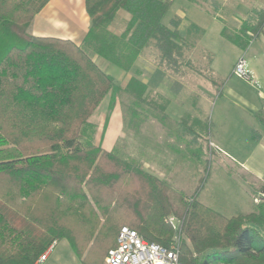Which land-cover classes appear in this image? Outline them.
Segmentation results:
<instances>
[{
    "label": "trees",
    "instance_id": "1",
    "mask_svg": "<svg viewBox=\"0 0 264 264\" xmlns=\"http://www.w3.org/2000/svg\"><path fill=\"white\" fill-rule=\"evenodd\" d=\"M172 1L85 0L91 27L79 46L28 33L50 0H0V264H39L60 239L84 264L91 243H99L100 264L123 227L164 248L177 244L184 264H264V205L228 218L193 196L188 202L182 197L184 210H175L163 180L85 140L94 129L90 118L108 95L110 111L122 95L131 96L124 113L134 116L135 130L140 110L152 116L169 104L153 90L198 73L193 53L205 30L194 23L182 30L180 17L166 24ZM189 1L210 7L224 23L223 37L242 49L264 38V11L230 29L219 0ZM120 11L130 20L117 35L111 28ZM146 50L157 63L150 82L135 76L126 88L94 59L130 72ZM212 61L202 77L222 88L206 74L213 72ZM169 85L174 92L182 87L178 80Z\"/></svg>",
    "mask_w": 264,
    "mask_h": 264
},
{
    "label": "rangeland",
    "instance_id": "2",
    "mask_svg": "<svg viewBox=\"0 0 264 264\" xmlns=\"http://www.w3.org/2000/svg\"><path fill=\"white\" fill-rule=\"evenodd\" d=\"M220 1L223 2V0ZM233 2L234 0H227V8L231 10L230 13L232 12ZM182 7L184 6L180 2L175 5L178 11L180 9L185 10L186 17L191 22L206 30L202 45L205 48L208 47L213 54L211 65L213 72H206V74L208 76L211 74L212 80L215 82L224 83L222 88H217L213 81L202 77L205 76L201 71L206 65L208 56L203 53L204 50L201 49L202 46L199 44L193 53L199 71L198 73L190 72L187 74L192 77V82L187 83V85L193 93V95L189 94L187 96V103L193 108L207 110V113L203 116L194 117L195 124L197 119L201 120V122L198 121L197 128L193 130L199 133L202 139L197 142L195 140L191 141V144L184 148H177L178 155L166 149V157L153 156L152 150H148V148L152 149L154 144L145 141L144 136L139 137L133 131L132 126L130 127V124L132 125L130 121L134 119V116L127 109L125 114L127 121L125 136L117 140L115 149L112 152L129 162L137 161V163L143 165L142 161H147L150 168V172H147L167 184L169 200L175 210H184L182 197L188 202L193 196H197L205 205L222 215L230 217L239 214L238 207L246 210L248 207L254 206L249 190L245 186L244 174L234 161L235 158L241 160L248 156L250 152L252 153L251 146L246 142L241 143V146L229 147L227 144L228 139L234 134L240 137L249 135V133L252 134L253 122L243 112L246 106L242 99H248L262 110L264 109V45L262 39L253 40L247 49H242L230 43L223 36L218 35V31L223 29V23L211 17L210 12L212 10H210V7L206 5L208 10L201 3L194 4L192 7L186 6L185 9ZM230 13L227 14L225 8L219 12L222 19L226 21V24L229 22V28L232 29V27L239 26L240 21L238 22L229 17ZM118 19L120 20L121 17ZM119 20L111 28L115 33H121ZM218 39H221L222 42L218 43ZM239 56L244 57L247 61V66L253 71L252 75L258 81V85L234 75V62ZM147 61L151 62V58L148 56ZM149 68L150 71L151 67ZM134 70L133 68L132 72L130 71L132 73L130 75L134 74ZM170 81L174 82L175 80ZM201 88H206L207 91L201 90ZM219 92L221 94H218ZM260 93L263 96L262 98L259 97ZM181 97L184 98L185 96L182 95ZM164 99L168 100L166 97ZM119 101L123 109L127 106L130 107L133 103V99L128 94L122 95ZM164 103H167V101L159 102L161 105ZM154 107L158 108V103ZM106 109L107 104H104L103 108L95 114L91 120L94 129L87 130L85 135V140L92 139L91 141L95 145L103 143L105 123L110 114L109 111L106 112ZM217 135H220V138ZM194 136L196 135L194 134ZM148 152L151 154H148ZM158 153H160L159 150ZM190 153H193V155L190 156ZM260 187L258 186V189ZM261 194L264 195V193ZM255 201L258 202V205H264L262 200L256 199ZM174 224L176 227L179 226L177 220L174 221ZM92 244L93 242L86 253L88 258L85 259L89 264H96L101 257L103 248L99 243H96L95 246ZM48 251V261L46 259L39 264H84V259L79 258L65 239L57 240ZM105 260L104 257L100 264H104Z\"/></svg>",
    "mask_w": 264,
    "mask_h": 264
},
{
    "label": "crops",
    "instance_id": "3",
    "mask_svg": "<svg viewBox=\"0 0 264 264\" xmlns=\"http://www.w3.org/2000/svg\"><path fill=\"white\" fill-rule=\"evenodd\" d=\"M172 2L173 4L166 15L164 22L168 24L172 18L180 17L184 20L182 30H186L188 24L194 22H191V20L186 17L185 10L180 9L178 11L175 8V5L176 3L180 2L182 6H184L182 8L185 9L186 6L192 7L194 6V4H192L189 0H173ZM220 2L222 5L221 9L225 8L226 13L229 14V11L231 10L227 8V0H223V2ZM232 4V12L230 13L229 17L234 20H237L238 22L240 21L239 26L232 27L233 29H240L243 22L248 20L255 12L264 11V0H234ZM119 17H121L120 20L118 19L120 22L119 28H121V33L114 32L117 35L123 33L125 23L130 20V15L124 11H120L118 13V18ZM211 17L213 19H216L213 16ZM224 22L226 23V21ZM228 24L229 22L227 23V25ZM198 26L201 27L200 25ZM90 27L91 20L86 8L85 0H50V2L35 17L28 29V33L36 37H52L63 40H70L80 46L84 43V40L89 32ZM222 31L223 29L218 31V35H220V37L223 36ZM204 36L199 41L198 46L199 44L200 46H202L201 49L204 50L203 53L208 56V58H206L208 62L209 58L212 57L213 54L209 51L208 47H203L202 41ZM262 41L264 45V38H262ZM220 42H222L221 39H218V43ZM209 54H211V56H209ZM147 56L151 58V62L147 61ZM240 58L242 57L239 56L235 60L234 66ZM94 59L100 66V68L108 75H110L114 79L115 83L121 88H126L130 80L135 76H138L137 78L144 84H148L150 82L152 73L157 67V63L154 57L150 55L149 50H146L136 61L134 65L135 70L133 75H130L132 74V71L125 72L119 67L104 59H101L99 57H94ZM149 67H151L150 71ZM248 70L251 72V74L253 73L251 69L248 68ZM137 73L139 75H137ZM171 79L175 80V82L178 80V82L182 84V87L179 89L178 92H174L171 90V87L169 86V83L171 82L170 80H166V82L161 84L157 89L153 90L152 92V96H161L168 98V106L162 110L160 109L159 111H153L152 116L150 114L148 116V113L146 114L145 110H140L139 116L141 118L136 121L137 128L135 130L132 129L136 132L139 137L142 135L145 137V141L154 144L152 145V149L147 147L148 150H152L151 153L153 154V156L160 155V157L162 158L163 156H167L165 154L166 149H169L171 152L178 155V152L176 151L177 148H184L188 146V144H191V141L195 140L197 142L201 140L202 137L200 136V134L196 133L193 130L197 128L198 121L201 122V120L197 119L195 121V124L194 117L199 115L203 116L205 113H207V110L204 111L202 109L193 108L187 103V96H189V94L193 95L191 88L187 85V83L192 82L191 75H185L182 78L172 77ZM201 90L207 91L206 88H201ZM218 94L221 93L219 92ZM182 95H184L185 97H181ZM259 97H263L261 93L259 94ZM110 100V95H108L89 120V122L91 123V120L95 116V114L101 108H103L104 104H107L106 112L109 111L110 114L106 119L104 128V139H102L103 143L101 144V146L104 150L108 152H112L115 149L117 140L125 136V127L127 124L124 109L119 99L115 107L111 111L109 108ZM242 100L244 101V104L246 106V109H244L243 112L248 115L253 122L252 126L254 127L251 128V125L249 126L251 130L253 129L252 134L249 133V135H246L244 137H240L234 134L228 139L227 145L229 147L241 146V143L246 142L249 143L251 146L252 153L250 152L248 156H245L241 160L237 158L233 160L238 164L241 172H243L244 174L245 186L249 190V194L252 197L254 206L248 207V209L246 210L245 208L238 207L237 211L239 214L230 216L228 218L254 213L258 206V202L255 201L256 199L262 200V202L264 203V197H261L264 196L261 194L263 193L261 187L264 186V109L262 110L259 106L253 104L248 99ZM206 119L208 120L207 117ZM194 134L196 136H194ZM217 137L220 138V135H217ZM158 150L160 153H158ZM151 153L148 152V154ZM192 155L193 153H190V156ZM142 162L144 163L142 165L143 168L146 171L150 172L148 162ZM258 186L261 187L258 189ZM259 230L264 234V229ZM48 259L49 256L47 257L46 261H48Z\"/></svg>",
    "mask_w": 264,
    "mask_h": 264
},
{
    "label": "built area",
    "instance_id": "4",
    "mask_svg": "<svg viewBox=\"0 0 264 264\" xmlns=\"http://www.w3.org/2000/svg\"><path fill=\"white\" fill-rule=\"evenodd\" d=\"M234 75L248 80L254 85L258 81L251 74L247 67L245 58H240L234 66ZM174 223L175 219H170ZM46 252L38 263H43L48 257ZM104 264H184L180 258V251L177 244L170 248H164L156 243L144 239L136 230L123 227L117 237L115 248L109 251Z\"/></svg>",
    "mask_w": 264,
    "mask_h": 264
}]
</instances>
